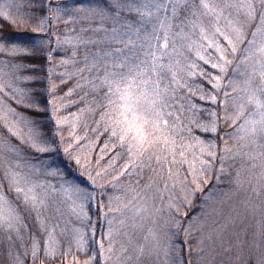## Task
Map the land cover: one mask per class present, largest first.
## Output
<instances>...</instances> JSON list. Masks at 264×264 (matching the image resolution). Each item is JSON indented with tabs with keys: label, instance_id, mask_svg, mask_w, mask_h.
Instances as JSON below:
<instances>
[{
	"label": "rangeland",
	"instance_id": "obj_1",
	"mask_svg": "<svg viewBox=\"0 0 264 264\" xmlns=\"http://www.w3.org/2000/svg\"><path fill=\"white\" fill-rule=\"evenodd\" d=\"M205 2L0 0L20 32L0 38V264L264 261V69L216 32L252 39L258 0L255 19ZM51 53L43 74L25 60ZM145 114L136 156L112 130Z\"/></svg>",
	"mask_w": 264,
	"mask_h": 264
},
{
	"label": "snow or ice",
	"instance_id": "obj_2",
	"mask_svg": "<svg viewBox=\"0 0 264 264\" xmlns=\"http://www.w3.org/2000/svg\"><path fill=\"white\" fill-rule=\"evenodd\" d=\"M259 5V16H260V24L256 27V29L251 33L252 39H247L244 31L242 28H234L233 31L235 33V39H233L231 36L226 35L225 33L221 32L219 28L216 29V32L220 33L221 36L227 41V43L231 46L232 52H236L237 50V44L238 43H244L246 40L247 47L246 52L248 55L245 56V59H250L251 57H258V63L261 65V69H264V0H258ZM201 8L208 10L209 12H215V9L219 7L218 5H210L209 3H206L205 0H200ZM176 5H174V8ZM224 7H236L238 9H247V15L250 19H255L257 15V4L253 2V0H240V3L235 5H228L226 4ZM222 11V10H221ZM218 22V17H217ZM231 23V22H229ZM159 39V38H158ZM164 47H167V38L165 37V43ZM217 50L220 53V61L222 63L220 64H212L213 68L219 67L221 72H224L226 70V66L231 63V61L226 60L224 57V54L226 52V49L220 48L217 46ZM260 75L264 77V71L260 72ZM217 82H219V77L216 78ZM135 82V77L129 76V77H120L118 81H116L117 87H119L120 84H123L126 89L131 92V89L133 88V84ZM147 83V81H145ZM218 86V83L217 85ZM158 87V84H157ZM111 91V88L109 89ZM156 95H160L158 92ZM257 106L260 108H264V103H261L259 100L256 101ZM157 120L152 122V126L154 128H159L160 124L163 123L164 125H167V121H162L159 119V114L156 113ZM137 121H142V123H139L135 126L136 131L135 134H132V127H122L121 122H116V128L112 130V136L117 137L120 144L124 146L127 145V150L130 154L136 155V156H142L146 151H148V148L145 147V144H147L149 147H151L154 144L153 140H150L148 137L151 135V133L148 131L146 125L149 124L151 121V116L148 114H145L143 116H136ZM261 127L259 131L261 133H264V113H262L261 118ZM214 130V129H213ZM11 131V129H9ZM253 131H256L253 129ZM135 141V142H133ZM33 147H36L35 144H33ZM39 151H45V148H39ZM67 151V149L65 150ZM21 181H25L24 177H21L18 173H15L11 177V182L13 184H20ZM17 192H23L24 189L17 187ZM4 197L0 196V200H2ZM35 254V253H34ZM261 264H264V261L261 262Z\"/></svg>",
	"mask_w": 264,
	"mask_h": 264
},
{
	"label": "trees",
	"instance_id": "obj_3",
	"mask_svg": "<svg viewBox=\"0 0 264 264\" xmlns=\"http://www.w3.org/2000/svg\"><path fill=\"white\" fill-rule=\"evenodd\" d=\"M18 33H20L18 30H16L14 28V26L6 21L4 18H2L0 16V38L2 39H10V38H13V36L15 37ZM25 60L28 62V63H32L34 65H37L38 68H41L39 69V73L43 74L44 73V65L47 64V65H53L54 63V57H53V54L51 53V55H42V54H34V55H31V56H25ZM49 69V68H48ZM43 85L41 84L40 87H42ZM63 91V89L61 90V92ZM22 111H25L26 113L30 114V115H35V116H42V113H39V112H36L34 110H30V109H25V108H22V107H19ZM79 178H82V176L80 175H77ZM84 180V179H83ZM85 181V180H84Z\"/></svg>",
	"mask_w": 264,
	"mask_h": 264
}]
</instances>
